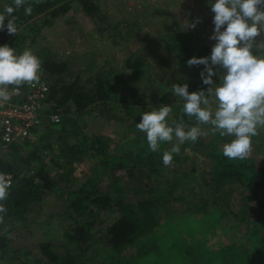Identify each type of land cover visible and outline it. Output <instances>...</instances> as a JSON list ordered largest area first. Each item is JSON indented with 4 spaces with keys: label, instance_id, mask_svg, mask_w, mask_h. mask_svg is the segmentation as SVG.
<instances>
[{
    "label": "rangeland",
    "instance_id": "obj_1",
    "mask_svg": "<svg viewBox=\"0 0 264 264\" xmlns=\"http://www.w3.org/2000/svg\"><path fill=\"white\" fill-rule=\"evenodd\" d=\"M11 2L0 0V11L11 5ZM57 2V6L65 5L68 8L64 15L57 18L44 13L23 23L21 19L24 15H20L23 14V8L17 10L14 15L18 33L10 35L6 28L0 31V46L7 44L18 53L31 48L43 64L46 61L65 63L66 71L61 76H51L43 68L41 79L51 87L63 81L73 83L78 79L82 89L92 91L95 89L93 79L104 76L114 78V82L119 83L120 99L125 97L123 92L127 91L128 98L136 104L97 103L82 114L74 111L63 113L58 125L52 129L48 126L35 142L10 152L5 162L14 163L18 176L24 177L30 175L39 164L37 158L52 177L72 182L61 183V189L66 186L75 188L74 183L78 185L77 182L94 177L97 181L101 180L102 190L110 192L114 180L111 175L102 172L97 155L94 157L93 152L90 155L87 153L82 162L68 165L67 153L71 147L81 146L87 138L93 136L103 138L111 147L124 144L134 147L138 144L135 125L142 119L140 114L151 110L149 102L153 106H161L158 100L162 97L166 100L171 93L167 87L171 88V85L187 78L191 85L199 86L198 91H206L210 86L203 83L200 75L204 69L193 73V68L187 63L178 62L174 46L166 36L171 38L185 32L181 40L183 47L199 50L208 46L212 49L216 43L210 39L214 33L215 14L211 11L209 0H96L100 11L95 17L85 14L79 0ZM198 18L201 22L195 28H186V23H193ZM141 60H144L145 67L139 70V74L127 68L129 61L137 64ZM213 80L218 84L219 75L214 76ZM171 98L178 97L172 95ZM50 108L51 103L48 104ZM172 115L173 111L169 119ZM206 131L208 134L201 137L200 141L205 144L213 142L218 150L230 140L214 135L210 128L206 127ZM199 146L197 142L181 145L180 153L174 155L173 162L169 166L163 164L157 175L137 167L133 173L119 172L116 176L120 177V188L115 196H123V203L132 204L155 198L163 220L180 222L183 214L198 219L204 214L210 216L212 222L200 225L197 230V236L206 241L208 246L245 244V226L240 225V230H236L240 221L237 218L240 190L238 186H218L212 183V165L206 157L205 147L197 150ZM263 153L264 130H261L253 138L250 158L260 164ZM260 209L257 216L264 225V208ZM116 217L117 214L104 215L99 208H94L89 218L85 214L68 217L65 197L63 199L56 193L47 192L41 205L37 206L35 212L28 214L24 222H15L13 225L7 224V221L1 223V230L9 231L7 236L14 252L6 261L0 258V264L70 262L72 257L79 255L71 241V236L79 228L91 236L87 244L80 245L84 248L90 246L84 255V261H88L86 264L103 262L100 255L105 247L104 236ZM89 222L92 223L90 227L86 225ZM46 246H50L48 251H51V255L44 252L47 251V248L44 250ZM136 255L132 249L119 253V256L128 260L136 259ZM91 258L94 261H90ZM218 262L229 264L230 260Z\"/></svg>",
    "mask_w": 264,
    "mask_h": 264
},
{
    "label": "trees",
    "instance_id": "obj_2",
    "mask_svg": "<svg viewBox=\"0 0 264 264\" xmlns=\"http://www.w3.org/2000/svg\"><path fill=\"white\" fill-rule=\"evenodd\" d=\"M58 0H29L33 8L31 15H25L23 23L34 19L38 15L48 14L51 18H57L66 13L67 6L59 5ZM83 11L86 15L95 17L99 14V6L96 0H79ZM12 4V2H11ZM68 10V8H67ZM17 12V11H16ZM18 14V13H17ZM29 27V26H27ZM188 33V32H186ZM182 34V35H181ZM183 33L176 34L166 39L173 44L174 52L178 62L187 63L193 57H210L211 50L208 46H203L199 50H193L190 47L182 45ZM179 50V52H178ZM144 60L137 64L128 62L127 68L138 73L145 67ZM45 72L51 76H61L66 71L65 63L46 61L43 64ZM192 70L202 71L204 65H194ZM139 74V73H138ZM95 89L85 90L79 86L78 79L73 82H60L57 86H50V93L47 98L48 104H52L49 113H58L62 116L71 112L76 114L84 113L89 107L97 103L122 105L130 103L135 105L128 98L127 91L123 92L125 97L120 99L119 83L114 82V78L100 76L93 79ZM93 80H91L93 82ZM185 82L191 87L192 91H198L199 86L191 85L185 78L179 84ZM169 92L171 88H166ZM170 93L166 100L162 97L158 104L172 105L173 115L170 119H178L182 113L183 101L178 98H171ZM129 104V105H130ZM159 108V105H155ZM63 111V112H62ZM185 123L192 125L194 122L189 121L184 116ZM58 125V124H57ZM51 126L49 129H52ZM138 133V144L129 147L117 145L111 147L110 143L101 137L87 138L86 143L81 146L71 147L67 153L68 165L80 163L83 161L85 154L94 153L99 159L102 172L112 176L114 183L113 189L106 192L100 188V181L94 177H88L83 182H77L75 188L66 186L60 188L61 183L71 184L70 180L55 179L39 163L33 168L28 176L19 177L15 171L14 163L4 162L0 169L14 175V183L11 188V195L6 202L8 212L4 217L7 224L15 222H24L27 215L36 211L37 206L41 205L43 196L47 192H53L65 197L66 215L71 217L75 214H85L91 217L94 208L102 210L104 215L117 214L116 220L107 228L105 237V247L101 251V260L97 264H220L218 261L230 260L229 264H264V225L258 218L257 214L264 208V153L260 164L254 159L229 160L224 157L221 150L216 149L215 144H205L197 141L200 146L206 149V157L211 163V181L218 186L231 185L238 186L240 190V207L237 218L240 220L236 230H240V225H244V236L247 239L245 244H215L208 246L207 242L200 239L197 230L200 225H209L212 218L208 215H202L199 219L188 214L181 215L180 222L160 218V210L156 204V199L140 200L136 204L123 203V196H115L116 191L120 188V177L116 176L119 172H129L137 168L142 171L148 170L157 175L160 167L163 165L162 154L164 150L169 149L167 143L161 145L159 152L153 153L149 150L145 134ZM95 139V141H93ZM19 148H15L17 150ZM150 176V175H149ZM151 177V176H150ZM67 190V191H66ZM127 192V191H126ZM194 215V213H191ZM220 217L219 214L216 215ZM10 221V222H9ZM92 223L86 224L90 227ZM9 227V226H8ZM9 231L3 232L0 223V258L1 261L8 260L10 254L14 252L11 247V241L7 236ZM93 236V235H92ZM91 238L90 234L82 228L77 229L76 233L71 236V241L79 251V255L72 257V260L64 264L84 263V255L89 245L85 248L81 244H87ZM93 238V237H92ZM92 240V239H91ZM48 255L50 246L44 247ZM132 249L136 252V259H126L119 256L123 250ZM174 256V257H173ZM94 261L93 258L89 259ZM80 261V262H78Z\"/></svg>",
    "mask_w": 264,
    "mask_h": 264
},
{
    "label": "clouds",
    "instance_id": "obj_3",
    "mask_svg": "<svg viewBox=\"0 0 264 264\" xmlns=\"http://www.w3.org/2000/svg\"><path fill=\"white\" fill-rule=\"evenodd\" d=\"M41 0H37V3ZM215 14L214 33L216 41L210 57H193L189 67L204 65L200 73L205 91L189 92V85H171V93L183 101L178 119H169L172 105L162 104L144 111L136 129L145 134L149 150H161L164 143L171 147L163 151L165 166L173 162L186 142L196 143L208 132L221 138H230L222 144V154L229 160L244 161L253 152V138L264 130V0H209ZM21 7L25 15L33 12L29 0H12V4L0 11V31L18 33L14 13ZM7 24L5 25V20ZM186 23V28H195L200 23ZM42 60L31 48L18 53L5 44L0 46V103L10 101L12 95L25 85L36 87L43 74ZM219 75L217 84L213 77ZM192 125L185 123L184 116ZM12 180L9 174L0 172V223L8 212L6 202L11 195Z\"/></svg>",
    "mask_w": 264,
    "mask_h": 264
},
{
    "label": "built area",
    "instance_id": "obj_4",
    "mask_svg": "<svg viewBox=\"0 0 264 264\" xmlns=\"http://www.w3.org/2000/svg\"><path fill=\"white\" fill-rule=\"evenodd\" d=\"M50 85L43 79L36 87L27 85L15 92L10 101L0 103V166L8 154L37 140L48 126L61 122L58 113H49L47 98ZM9 174L14 183V175Z\"/></svg>",
    "mask_w": 264,
    "mask_h": 264
},
{
    "label": "crops",
    "instance_id": "obj_5",
    "mask_svg": "<svg viewBox=\"0 0 264 264\" xmlns=\"http://www.w3.org/2000/svg\"><path fill=\"white\" fill-rule=\"evenodd\" d=\"M185 64V63H184ZM192 67V66H191Z\"/></svg>",
    "mask_w": 264,
    "mask_h": 264
}]
</instances>
